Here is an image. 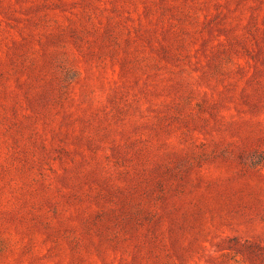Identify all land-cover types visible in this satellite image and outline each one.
<instances>
[{
    "label": "rangeland",
    "instance_id": "rangeland-1",
    "mask_svg": "<svg viewBox=\"0 0 264 264\" xmlns=\"http://www.w3.org/2000/svg\"><path fill=\"white\" fill-rule=\"evenodd\" d=\"M0 264H264V0H0Z\"/></svg>",
    "mask_w": 264,
    "mask_h": 264
}]
</instances>
